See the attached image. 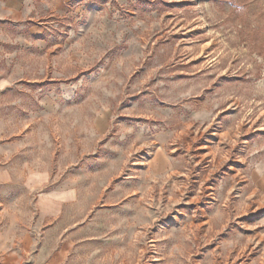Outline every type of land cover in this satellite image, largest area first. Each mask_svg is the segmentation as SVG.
I'll return each mask as SVG.
<instances>
[{
  "label": "rangeland",
  "instance_id": "374dc122",
  "mask_svg": "<svg viewBox=\"0 0 264 264\" xmlns=\"http://www.w3.org/2000/svg\"><path fill=\"white\" fill-rule=\"evenodd\" d=\"M0 264H264V0L1 9Z\"/></svg>",
  "mask_w": 264,
  "mask_h": 264
},
{
  "label": "crops",
  "instance_id": "0c3cea01",
  "mask_svg": "<svg viewBox=\"0 0 264 264\" xmlns=\"http://www.w3.org/2000/svg\"><path fill=\"white\" fill-rule=\"evenodd\" d=\"M12 0H0V10L10 8Z\"/></svg>",
  "mask_w": 264,
  "mask_h": 264
}]
</instances>
